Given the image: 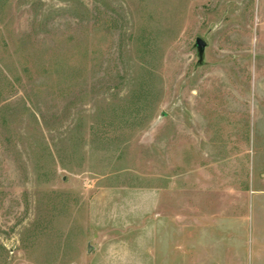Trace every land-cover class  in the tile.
<instances>
[{
    "label": "rangeland",
    "instance_id": "1",
    "mask_svg": "<svg viewBox=\"0 0 264 264\" xmlns=\"http://www.w3.org/2000/svg\"><path fill=\"white\" fill-rule=\"evenodd\" d=\"M0 264H264V0H0Z\"/></svg>",
    "mask_w": 264,
    "mask_h": 264
},
{
    "label": "water",
    "instance_id": "2",
    "mask_svg": "<svg viewBox=\"0 0 264 264\" xmlns=\"http://www.w3.org/2000/svg\"><path fill=\"white\" fill-rule=\"evenodd\" d=\"M195 46L198 49L199 55L201 54L202 50H203V44L200 40H196L195 42Z\"/></svg>",
    "mask_w": 264,
    "mask_h": 264
}]
</instances>
